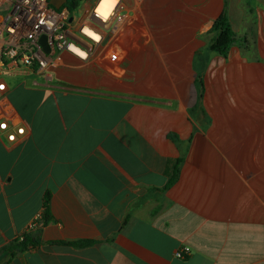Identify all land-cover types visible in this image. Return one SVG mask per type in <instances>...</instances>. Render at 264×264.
I'll return each instance as SVG.
<instances>
[{
  "label": "crops",
  "instance_id": "1",
  "mask_svg": "<svg viewBox=\"0 0 264 264\" xmlns=\"http://www.w3.org/2000/svg\"><path fill=\"white\" fill-rule=\"evenodd\" d=\"M101 33L87 62L0 68V264H264V0H119Z\"/></svg>",
  "mask_w": 264,
  "mask_h": 264
},
{
  "label": "built area",
  "instance_id": "2",
  "mask_svg": "<svg viewBox=\"0 0 264 264\" xmlns=\"http://www.w3.org/2000/svg\"><path fill=\"white\" fill-rule=\"evenodd\" d=\"M103 0H98L91 10L88 23H73L67 9L61 11L51 6L50 0H2L0 3V68L21 70L35 68L40 72L56 67L64 53H69L77 59L87 62L94 50L99 47L104 38L101 29L111 21L119 0H109L113 8L107 17L97 10ZM5 11V13H3ZM87 28L99 38L95 39L84 33ZM46 37L49 53L40 45V39ZM76 49L73 51L72 49ZM85 53L81 56L79 53ZM111 61H117L119 54L110 52ZM5 91V85L0 84V94ZM9 123L0 121V131L7 132ZM24 129L17 128L15 133H7L6 139L13 143L17 136H24ZM191 254L188 247L175 252V257L181 260Z\"/></svg>",
  "mask_w": 264,
  "mask_h": 264
},
{
  "label": "trees",
  "instance_id": "3",
  "mask_svg": "<svg viewBox=\"0 0 264 264\" xmlns=\"http://www.w3.org/2000/svg\"><path fill=\"white\" fill-rule=\"evenodd\" d=\"M79 7L78 0H70L66 5L62 7L59 11L67 9L72 15ZM212 33L214 34V39L212 43V51L215 53L226 57L230 50V47L235 42V34L233 32L232 26L226 14L220 17L213 26ZM177 172V169H176ZM44 222L49 220V195H46V200L44 203ZM37 242L29 241L25 236L21 237L20 242H15L14 244L6 247L4 252L14 254L17 251H25L29 247H36ZM64 244V243H63ZM91 242H85L76 244V246L89 245Z\"/></svg>",
  "mask_w": 264,
  "mask_h": 264
},
{
  "label": "water",
  "instance_id": "4",
  "mask_svg": "<svg viewBox=\"0 0 264 264\" xmlns=\"http://www.w3.org/2000/svg\"><path fill=\"white\" fill-rule=\"evenodd\" d=\"M69 0H50V4L52 7H54L56 10L62 9L64 5L68 3ZM40 45L43 47L44 51L46 53H49V48L46 43V37H42L40 39Z\"/></svg>",
  "mask_w": 264,
  "mask_h": 264
},
{
  "label": "clouds",
  "instance_id": "5",
  "mask_svg": "<svg viewBox=\"0 0 264 264\" xmlns=\"http://www.w3.org/2000/svg\"><path fill=\"white\" fill-rule=\"evenodd\" d=\"M115 2V0H113V3ZM113 3H107V4H102L101 5V13L106 17L108 15V13L112 10L113 7ZM73 51H76V49H72ZM81 56H84L85 53L81 52L79 53Z\"/></svg>",
  "mask_w": 264,
  "mask_h": 264
},
{
  "label": "bare ground",
  "instance_id": "6",
  "mask_svg": "<svg viewBox=\"0 0 264 264\" xmlns=\"http://www.w3.org/2000/svg\"><path fill=\"white\" fill-rule=\"evenodd\" d=\"M107 3H110V1L109 0H103L102 1V3H101V5L102 4H107ZM101 5L99 6V9L97 10V12L99 13V14H101V15H103L102 13H101ZM113 8V7H112ZM111 12V11H110ZM109 12V13H110ZM109 13H108V15H109ZM107 15V16H108ZM104 16V15H103ZM106 16V17H107ZM105 17V16H104ZM84 33L85 34H87L88 36H90V37H92V38H95V39H98L99 37L95 34V33H93L91 30H89V29H87V28H85L84 30Z\"/></svg>",
  "mask_w": 264,
  "mask_h": 264
},
{
  "label": "rangeland",
  "instance_id": "7",
  "mask_svg": "<svg viewBox=\"0 0 264 264\" xmlns=\"http://www.w3.org/2000/svg\"><path fill=\"white\" fill-rule=\"evenodd\" d=\"M70 1V0H69ZM82 6V5H81ZM84 14V17H85V13H82V15ZM76 15H78V13L76 14ZM85 19H87L86 17H85ZM100 30H102L101 28H99Z\"/></svg>",
  "mask_w": 264,
  "mask_h": 264
}]
</instances>
